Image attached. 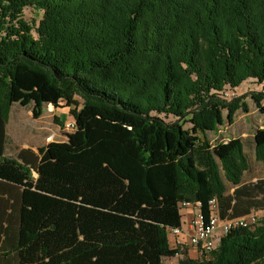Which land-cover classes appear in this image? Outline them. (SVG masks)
Wrapping results in <instances>:
<instances>
[{"label":"trees","instance_id":"obj_1","mask_svg":"<svg viewBox=\"0 0 264 264\" xmlns=\"http://www.w3.org/2000/svg\"><path fill=\"white\" fill-rule=\"evenodd\" d=\"M250 79L264 84V0H0V264L263 261L264 216L209 257L170 244L183 203L264 210V180L226 195L248 170L242 142L209 139L225 111L248 112V95L223 96ZM16 104L72 108L73 134L7 156ZM254 141L264 162V128Z\"/></svg>","mask_w":264,"mask_h":264},{"label":"rangeland","instance_id":"obj_2","mask_svg":"<svg viewBox=\"0 0 264 264\" xmlns=\"http://www.w3.org/2000/svg\"><path fill=\"white\" fill-rule=\"evenodd\" d=\"M24 17L25 20L33 22L34 20L40 19L41 15H39L32 9H26L24 12ZM225 91L228 92L231 96V98L227 99V101H231L242 95H248L245 100L248 112H245L243 109L237 110V112L233 116V122L229 123V121L227 120L228 113L225 111V124L220 127L218 131L209 133V139L213 144H217L220 142L227 143L229 140L233 139H238L240 141L242 140L243 142L252 140V135L254 134V132H257V129H262L264 127V114L260 112L249 95L254 92L264 93V84H260L256 80L250 79L244 82L238 88H227ZM76 99L79 101V103L83 102L80 97H76ZM262 105L264 106V101ZM71 109L72 108H65L62 110L66 116L70 117V119H68L69 121L73 120ZM60 111L61 110L55 109L53 106L48 107L46 108L43 115L36 119L34 117L32 108H13L11 112L10 123L8 126V152L13 153L19 148L26 145H48L52 142L62 143L67 141L68 135L73 134V132L67 131L65 128V124L68 123V120L62 125H60V123L58 122L57 119L59 118H57V115H60ZM172 120V118H168V121ZM189 127L190 125H186V128ZM193 209L197 211L196 208L193 207ZM185 210L186 209H183L181 210V212H185ZM257 215L260 221V219L264 216V212L257 213ZM176 239V237H172V247H192L188 242L189 240L187 236L180 238L179 244L177 245L175 244ZM218 244L219 242L217 243V245ZM196 250L197 251L193 254L195 256L197 255L198 259L204 256H210V254H205L198 249ZM180 259V256H176L174 258H165L163 264H179ZM257 264H264V260Z\"/></svg>","mask_w":264,"mask_h":264},{"label":"built area","instance_id":"obj_3","mask_svg":"<svg viewBox=\"0 0 264 264\" xmlns=\"http://www.w3.org/2000/svg\"><path fill=\"white\" fill-rule=\"evenodd\" d=\"M223 98L230 99L231 96L226 92ZM68 122L74 124V119ZM193 207L197 209V213L189 225V231L184 232L182 228L172 229L170 235L177 238L176 245L179 244L180 238L187 236L189 244L205 254H211L216 249L220 239L235 231V227L251 226V228H254L259 221L255 212L247 216L222 219L217 200L210 201L208 215L202 212L200 203L181 204V210Z\"/></svg>","mask_w":264,"mask_h":264},{"label":"crops","instance_id":"obj_4","mask_svg":"<svg viewBox=\"0 0 264 264\" xmlns=\"http://www.w3.org/2000/svg\"><path fill=\"white\" fill-rule=\"evenodd\" d=\"M15 107H18L19 109L32 108L31 106L23 107V106L18 105V104L12 106L10 114H9L7 128H6V136H7V140H6V155L9 156V157H15L17 155V153L20 150H22V149H31L35 153H38V151L40 149L45 148L47 145H26V146H23V147L19 148L18 150H16L13 153H9L8 152V147H7L8 146V126H9V123H10L11 112H12L13 108H15ZM48 107H52V106L45 107L43 113L45 112L46 108H48ZM63 109H65V108H63ZM63 109H59V110H61L60 113H59L60 115H57V118H59L57 120L60 123V125H62L63 123L67 122L68 119H70V117H68V116H66L64 114V112L62 111ZM257 130H259V129H257ZM255 133L256 132H254V134L252 135V140L244 141V142L241 140L242 143H243L244 152L246 154V157H247V160H248V164H249L248 165V170L244 173V175L242 177V180H241V183L239 185L234 186V185H232L230 183H227V185H226V187H227L226 195H228V196L233 195V193L235 192V190L238 187H242L244 185H249L250 186L253 183H257L259 180H264V162L257 161L256 160V156H255V141H254ZM259 198H262V195H260L258 197V199ZM196 212L197 211L195 209H193V208L186 209L185 212L184 211L181 212V214H182V226H181V228H182V230L184 232H188L189 231V225H190L192 219L194 218ZM252 212H255V211L252 210ZM256 212L257 213H261V212H264V210H257ZM222 213H223V217H222L223 219L229 218V217H234V216H232L233 215V210L232 209H225L224 205L222 206ZM170 244L172 246V238H170ZM186 250H187V254H188V256L190 258L198 259V256L197 255L195 256L193 254L194 252L197 251L195 248H192V247L189 246V247H186Z\"/></svg>","mask_w":264,"mask_h":264},{"label":"bare ground","instance_id":"obj_5","mask_svg":"<svg viewBox=\"0 0 264 264\" xmlns=\"http://www.w3.org/2000/svg\"><path fill=\"white\" fill-rule=\"evenodd\" d=\"M66 125H67V127H70V128L74 126V124H71L70 122H68ZM213 200H216V199H213ZM187 204H195V203H187ZM248 227L249 226H239V227H235V229L236 228H248Z\"/></svg>","mask_w":264,"mask_h":264}]
</instances>
